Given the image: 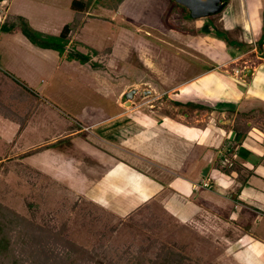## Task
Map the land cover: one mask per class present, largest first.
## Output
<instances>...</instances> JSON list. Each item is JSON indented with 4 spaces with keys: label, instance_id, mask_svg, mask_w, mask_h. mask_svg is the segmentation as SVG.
Wrapping results in <instances>:
<instances>
[{
    "label": "rangeland",
    "instance_id": "rangeland-1",
    "mask_svg": "<svg viewBox=\"0 0 264 264\" xmlns=\"http://www.w3.org/2000/svg\"><path fill=\"white\" fill-rule=\"evenodd\" d=\"M71 1L16 0L18 4L16 8H21L31 17L30 26L34 29V35L25 34L21 25L17 31H13L16 28L12 31L0 30L2 60L0 84L5 83L2 91L4 94L0 95V101L11 102L9 107L3 106L4 103L0 106V134L4 133L6 124L12 122L17 113L22 122H26L28 118H24L26 111L29 112L31 108L32 114L35 109L31 122L19 140H13L18 127L15 123V128H9L7 135L0 138V157L4 156L5 150L13 142H16V146L9 151L14 158H17L15 150L20 148L28 150L34 146H45L21 157L23 166L39 171L40 176H35L33 179L30 175L29 179L26 177L22 180L15 171H12L13 173H9L10 175L0 183V199L46 226V232L42 237L45 240L48 234L58 233L63 227L70 236L81 241L80 243H85L84 246L88 249L77 251L73 253L74 255L68 254L67 249L63 251L66 253L64 254L61 249L68 248L67 242L61 239L51 240V243L47 242L51 252L59 253L62 258L47 259L44 258L43 252L47 249L46 244L45 246L42 244L44 240L41 238L38 242L34 238L37 244L31 241L28 251L24 252L27 264H62L63 260L66 264H102V262L155 264L158 260L155 259L156 253H160V246L166 237L162 236V232L165 231L163 226L168 227L169 232L175 231L176 235L171 239L176 238L182 245L181 257L174 255V259L169 258L167 262L164 260V264H181V260L186 264H206L210 257L214 264H240L235 257H232L231 252L234 249L230 248L231 242L237 235L227 232L223 220L211 221V226L203 221L204 225L208 224L207 227L197 230L198 226L195 224H189V228L181 227L183 224L178 219L180 214L178 210L177 216L176 212H171V216H176V219L164 218L162 227L159 221L161 217L158 215L153 216L147 212L136 213L135 224L118 229L114 238H109L102 235V225L85 224L80 217L77 218L74 211L61 202L66 200V195L77 197L80 194L96 200L92 196H96L99 190L103 192L109 186L112 187L116 182L120 183L119 175L123 177L122 173H126L133 194L129 191L128 197L118 200L117 205L120 206H117L116 202L107 206L117 213L120 212L119 216H124V208L130 206L132 200L137 199L138 192L145 190V187L141 190L139 185L142 181L148 188L146 192L143 191L144 194L151 193L144 196V200H154V190L159 188L155 196L165 202V205L162 203L164 207H172L166 204L168 201L169 204L172 202L178 206L181 211H185V208L193 210L192 204L186 206L187 202L195 200L198 195H204L206 192L201 190L200 194L194 195L195 192L190 189L191 183L187 180H196L200 176L213 179L215 169L225 170L223 163L225 157L228 161L227 165L233 162L242 163L236 156L234 157V153H229L231 140L224 142V153L229 151L224 157V153L215 154V148L207 142L205 145L202 143L194 146L186 140L162 133L159 129H156V133L147 130L135 135V132L125 129L123 124L107 132L108 135L112 133L113 139L117 138L116 144L126 148L130 146L138 157L139 153L143 155L142 159L132 155L129 157L127 153L122 154V152H113L111 155L101 147L98 139L99 136H103L102 128L92 127L94 123L119 110H123V114L129 117L141 113L149 117L152 115L151 109L158 114L166 115L168 119L185 124L188 128L196 127L195 117L199 110L209 109L206 105L191 100H173L170 106L161 103L165 98L161 100L155 98L203 70L227 62L225 55L228 50L223 46L224 38L216 37L217 35L213 33L215 29L219 34L226 35L232 45L238 47L234 52L229 51L231 56L254 47L252 39L244 32L245 13L240 0H226L227 4L220 12L203 19H192L180 8L172 7L173 3L170 0H88L89 8L86 12L89 11L91 14L87 15L85 12L84 17L80 19L67 46L66 53L70 55L58 64L61 54L56 44L58 39L55 37H59L66 23H75L76 11L71 7ZM259 39L255 41L258 46H260ZM252 58V54L249 53L243 59L232 63L228 61L230 64L223 70L233 75L236 69L243 72V67L250 65ZM239 78L237 76L238 83ZM134 88L152 92L148 95L141 94L132 105L126 106L123 95ZM18 96L22 101L18 100ZM119 100H122L121 108H118ZM136 101L139 102V106L135 109L132 107L136 105ZM248 101L249 103L244 102V104L263 105L260 106L263 108H258L260 111L258 109L256 111L264 114L262 98L254 97ZM183 108L188 111H184L181 115ZM221 108L225 109L223 106H217L213 110L220 113ZM220 117L222 114L211 119L212 126L209 130L212 134L219 130L222 135L224 130L221 129H225L221 125L218 126L217 121ZM223 117H226V114ZM202 119H205V116ZM261 122L253 123L264 134V126ZM63 125L71 126L73 129L85 126L89 128L76 135H67L65 139L61 138L63 140L58 138L57 140L60 141H57L55 137L58 136ZM118 130L122 133H117ZM129 134L132 138L127 139L125 135ZM261 141L264 143L262 136ZM237 144L241 145V149L245 148L242 142ZM193 147L194 152H191ZM261 164H264L262 157L253 167H245L243 173L253 172L262 176L260 171H256ZM181 165L183 167L186 165V169L181 170ZM122 166H126L128 171L125 172ZM93 183H95L93 190L88 193ZM64 186L68 188L65 193L61 191L66 189ZM196 186L198 184H195ZM206 187L210 188L211 185L208 184ZM34 188L36 191L40 190L41 197L46 202L49 201L47 204L46 202L43 204L44 200L41 202L39 199L29 208L25 198L33 197L31 194ZM56 192L59 194L57 195ZM158 206L160 205L157 204ZM205 206L207 207L208 204ZM226 207V203L220 204L218 201L213 209L218 213ZM256 218L264 219L259 214H256ZM65 225L70 227L66 230ZM62 236L65 238L67 235L62 233ZM55 238L53 236L52 239ZM206 238L211 239V247L205 243ZM101 241L108 246L107 257H103L97 252L98 250H95ZM151 244H155L156 247ZM132 254L140 255L141 260H134ZM18 264H22V260H19Z\"/></svg>",
    "mask_w": 264,
    "mask_h": 264
},
{
    "label": "crops",
    "instance_id": "crops-1",
    "mask_svg": "<svg viewBox=\"0 0 264 264\" xmlns=\"http://www.w3.org/2000/svg\"><path fill=\"white\" fill-rule=\"evenodd\" d=\"M240 2L245 13L243 18L244 32L248 36H250V39H252L251 42L254 43V47L250 50L239 51L235 56H231L229 51L234 52V49H238V47L232 44H228L224 40L223 46H225L226 50H228L227 54L225 55V57H227V62H225L226 64H218L216 66H213V68L203 70L196 76L182 82L180 85H176L168 90H165L167 91V94H165V91L160 93L159 96L155 98V100H161V98H165V101L161 103H165L166 105L170 106L171 101L173 100H191L194 103L200 102L201 104L206 105L208 108L212 107L215 109L218 105L227 108V106H230L232 104L236 107V110L240 109L242 111L245 110L246 112H249L251 109L263 108L260 107L263 105L249 106L244 104V102L249 103L248 100H251L254 97L262 98L264 101V43L261 46H258V43L255 44V41L257 39H261L263 29L264 0H240ZM17 6L18 4L16 3V0H0V21L2 20L0 22V30L2 29L1 26L5 19H9L8 26H15L16 29H14L13 31H17V29L19 28L20 17L26 18L30 24L31 17L29 16V14L24 12V10H22L21 8H16ZM13 7H15V10H13ZM86 13L87 15L91 14V12L89 11ZM216 37L222 39L221 36ZM238 41L240 40L238 39ZM243 49H245V46ZM249 53L252 54V62L250 65L248 64L243 67V72H241L239 69H236L233 75L230 73L228 74V72L223 70L224 67L228 66L233 61L243 59ZM67 55H69V53L67 54L65 51L61 55L58 64L62 60L67 58ZM0 61L2 63L1 56ZM4 67L6 68L7 65ZM247 68H251L252 73L246 75V77H243V73ZM97 76H99V74ZM237 76H239L240 78L242 77V80H240V78L238 79L240 81L239 83L238 81H236ZM0 85V89L2 88L0 90V95H3L4 92L2 91H4L3 87L5 88V83ZM172 93H174L177 97H174ZM14 97L17 98L15 94ZM1 98H3V96H1ZM18 100L22 101V98L18 96ZM3 103H6L8 107L11 104L10 101ZM138 103L139 102L136 101V105L132 108L136 109V107L139 106ZM121 104L122 100H119L118 108L122 107ZM215 109L212 111L205 108L199 110L201 114H199L198 112L194 120V122L197 123V126L191 128H188L187 126H185V124L179 123L174 119H168L166 115L158 114L152 109L150 110L152 112V115L149 117H147V115H144L143 113H141V115H135V117H129L128 115L123 114V110H119L113 115L104 118L97 123H94L92 127L97 126L99 128H102L101 130L103 131V136H99L98 139L101 142V147H104L106 153L112 155L113 152H122V154L127 153L129 157L130 155H132L135 158L137 157L139 159H142L143 155L139 153L138 157L135 150H132L130 146L126 148L121 147L119 144H116L115 140L117 138L115 137L114 140L112 133L108 135L107 132L114 130L120 124L125 125V129L132 131V133L135 132V135L142 134L147 130H150L152 132L154 131L156 133V131L159 129L162 133L176 136L183 141L186 140L187 143H191L194 146L202 143L203 145H205L207 142V144L209 143L215 148V154L224 153V142L231 140L230 143H232V145L229 151L231 150V152L234 153V157L236 156L239 161H242V163H240L243 167L241 172L232 171L230 174H228L224 169L220 168L219 170L217 168L213 171V179H210L208 176H200L196 180H187L191 183L190 189L195 192L194 195H196V193L200 194L201 190L206 192L204 195H198L195 200H190L189 202H187L186 206L188 204H192L193 210H190V208H185V211H181L178 206H175V204H173L172 202L171 204H169L168 201H166V204L171 205L172 207H164L162 203H164L165 205V202L158 200V198L155 196L159 188H156L154 190V200H144V196L151 195V193L144 194V192H146L148 188L145 186V184L142 183V181L139 185L141 187V190L144 187L145 190L138 192L139 196L137 197V199H135V201L132 200L130 206L124 208L125 212L123 213L125 215L128 212L136 209L138 206H143L147 203H155V205L159 204L164 212L168 213L170 217H174L175 219L178 210L180 213L178 219H180V223H182L183 225L195 224L198 227L206 228L208 224L204 225L203 221H205V223L208 222L211 226V221L215 222L217 219L223 220V222H225V228L227 232L237 235L235 240L231 242L232 246L230 248L234 249L233 252H231L232 257H235L240 264H264V219L259 220L256 218V214L264 217V164H261L259 169L256 170L260 171L262 173V176H259L261 175L259 173V175L253 174V172L243 173L245 167H253L254 165H256V162H260L261 157L264 158V143L263 141H261V136L263 138L264 134L262 133V130L258 129V126L256 125L252 127V130L246 136L236 133L232 127L234 124V116L228 117V114L225 110H222L219 113L215 111ZM186 110V108H183V112H181V115H183L184 111ZM27 111L25 115L26 117H24H28L26 122H22L21 117L17 113L15 119H13L12 122H10L9 124L5 123L6 129L4 133L0 134V138L5 137L9 128H15V124H17L18 127L13 140H19L21 138V135L27 129L28 124L31 122L32 115L35 109L33 110L32 114L31 108L29 109V112ZM208 114L210 115V117H208ZM219 114H222V117H220L218 119L219 121H217L218 126L221 125L223 126V128H225L221 129L224 130L222 132V135L219 130L215 131L217 132L215 134H212L211 130H209L210 126H212V117H216ZM224 114H226V117H223ZM259 114L262 116V118H264V114L258 113V115ZM204 116L205 119L201 120V118ZM140 118L142 119V121H140ZM252 121H256V118H254ZM252 121H248V124L253 125ZM227 125H230L232 128L224 127ZM88 128L89 126L73 129L71 126L66 127L65 125H63L60 128V132L58 136L55 137V139H61L70 134L76 135L83 130H88ZM117 133L121 134L122 132L121 130H118ZM252 134L253 136H251ZM125 136L127 139L132 138L130 134ZM239 142H242L243 145L245 144V148L241 149V145L237 146L236 144ZM15 146L16 142H13L8 146L7 150H5L4 156H2L3 159H1V163H3L6 158L11 157L9 149L13 150ZM36 148L38 147L34 146L28 150H26L27 148H20L18 150H15V156H22ZM233 149H235V152L233 151ZM192 150L191 152H194V147ZM226 154L228 153L225 152L224 155ZM243 164H246L247 166ZM122 168L125 170V172L128 171L126 166H122ZM182 168L186 169V165L185 167L181 165L180 169L182 170ZM122 174L123 177L119 175L120 183L116 182L115 185H113L112 187L109 186V188L103 190V192H100L99 190L97 192V195L92 196V198L96 199V201L101 202L103 205L108 206L113 204V202H116L117 205L118 200L125 199L122 197H128V192L130 191L129 186L131 185L129 184L128 175H126V173ZM99 182L101 184V181ZM206 182L207 184L211 185L210 188L202 185ZM195 184H198V186L195 187ZM93 185H95V183L90 185L91 189L88 193L92 192ZM130 194H133V191H130ZM218 201L220 204L226 203L227 207L226 209H221L218 211V213H216L217 211L213 209V206L217 205ZM159 202H161V204ZM206 204H208L207 207L205 206ZM171 212H176V216H171ZM117 214L121 213L118 212ZM193 214L194 216H192Z\"/></svg>",
    "mask_w": 264,
    "mask_h": 264
},
{
    "label": "trees",
    "instance_id": "trees-1",
    "mask_svg": "<svg viewBox=\"0 0 264 264\" xmlns=\"http://www.w3.org/2000/svg\"><path fill=\"white\" fill-rule=\"evenodd\" d=\"M174 4V2L172 1ZM71 7L76 11L75 13V23H66L62 30L60 31L59 37H55L58 39L56 41V44L58 45V49L60 54L62 55L65 51H67V46L70 42V36L76 30L77 26L80 23V19H82L85 15L86 10L89 8V1L87 0H72L71 1ZM193 19V18H192ZM9 19H5L3 22L1 28L2 29H8L13 30L15 26L9 25L8 26ZM21 22V23H20ZM19 25L23 27V31L25 34L28 36L34 35V29L30 26L28 20L24 17L19 18ZM215 28V27H214ZM37 32V31H36ZM195 32V30H193ZM213 33L217 36H222L224 40L228 43L231 44V42L226 38V35L219 34L218 31L215 29ZM38 34V33H36ZM40 34V33H39ZM41 35V34H40ZM264 43V11H263V29H262V34H261V39H259V45L261 46ZM234 45V44H233ZM51 47L50 45H48ZM261 48V47H260ZM70 55V53H69ZM3 105V102L0 101V106ZM3 106H6V103H4ZM219 106V105H218ZM234 105L227 106V108L222 109L226 110L228 117H233L234 116V124H233V129L236 133L242 134L246 136L251 130L253 125H249L248 121H252L254 118H256L255 124L258 122H261V124L264 126V118L256 111V109H251L249 112H246L245 110L242 111L240 109L236 110V107H232ZM2 108V107H1ZM209 109L212 111L213 108L209 107ZM221 110V111H222ZM250 119V120H249ZM226 128H232L230 125L224 126ZM64 137L63 139H65ZM61 139V140H63ZM60 141V140H57ZM237 146H239L237 144ZM45 146L38 147L34 150H31L29 153H34L38 151L39 149L44 148ZM235 152V149H233ZM229 151H227L228 153ZM231 153V150L230 152ZM25 155V154H24ZM23 155V156H24ZM227 155V154H226ZM224 155V157L226 156ZM17 158L9 157L6 158L3 163L0 162V183L7 177V175H10L13 173L12 171L16 172V175L18 176L19 179L25 178L26 177L29 179V176L31 175V178L34 179V177H39L40 173L39 171H36L35 169H32L30 167H25L24 162L22 161L21 157L22 156H15ZM3 159V157H0V161ZM226 157L224 160V165H225V172L230 174L232 171H238L241 172L242 170V165L240 163H232L231 165H227ZM10 173V174H9ZM23 180V179H22ZM66 189L61 190L63 193L67 192L68 188L64 186ZM57 195L59 192H56ZM55 193V194H56ZM54 194V195H55ZM33 199H28L25 198V203L30 206L35 204V200L41 199V202L44 200L41 196L42 193L40 190L36 191L34 188L33 193L31 194ZM61 195V193H60ZM56 196V195H55ZM66 195V200L61 201L64 206H67L71 209V211H74L76 213L77 218L80 217L81 220L85 224H98L102 225V235L103 236H108L109 238H114L115 233L117 232L118 229L125 228L126 226L135 224L134 221H136V213H143L147 212L150 215L153 216H159L160 225L161 227L164 224V218L167 220L170 215L162 210L160 206L157 207L155 203H147L143 206H138L136 209L132 210L131 212H128L124 216H119L115 211H113L111 208H108L106 205H103L101 202L89 199L85 197L84 195H79L77 197H73V195L69 196ZM46 200H44L43 204H45ZM49 202V201H48ZM46 202V204L48 203ZM165 213V216L163 214ZM79 214L81 216H79ZM34 217V216H33ZM116 219L117 222L115 221ZM49 222V221H48ZM98 222V223H97ZM50 224V223H49ZM101 226V227H102ZM70 227L69 225H65L64 228L66 230ZM181 227L183 228H189L190 225H182ZM46 226L40 223V221H35L34 219H31L28 217V215L24 214L21 211H17L14 207H12L9 203L4 202V200L0 199V264H18L19 260H22V264H27L26 262V256L24 255V252L27 250L28 251V246L31 245V241L33 243H36L34 241V238H36L39 242V240L44 237V232ZM201 227H197V230H199ZM163 229L165 231L162 232V236H166L164 238V242L160 246V253H156L157 257L155 259H158L155 264H164V260H169V258L174 259V255L177 257H181L180 254V249L182 248V245L179 244V242L176 238L171 239V237H174L176 235L175 231L169 232L170 229L168 227H164ZM71 230V229H70ZM64 235H67L65 238L62 236V233ZM169 233H167V232ZM36 235H32L35 234ZM48 233V232H47ZM61 233V234H59ZM66 233V234H65ZM52 234V233H51ZM114 234V235H113ZM170 234V235H169ZM173 235V236H171ZM47 236V235H46ZM53 236H55V239H52ZM123 236V235H121ZM50 237V239H49ZM52 237V238H51ZM43 245L46 244V250H44V258H62V255H58L54 251L51 252V247L49 246V243H51V240L57 241V240H62L67 242L68 248H63L61 249L62 253L63 251L68 249V254H73L75 252L79 251H84L88 250L84 244L85 243H80L81 241L75 239V237L70 236L66 231H64L63 227L62 230L58 231V233H53V235L48 234L47 239L45 240L42 238ZM156 239V238H154ZM205 243L211 247V239H204ZM53 241V243H54ZM49 242V243H47ZM60 242V241H59ZM58 243V242H57ZM55 243V244H57ZM211 243V244H210ZM37 244V243H36ZM113 244V242H111ZM155 245V244H151ZM156 247V245H155ZM176 247V248H175ZM62 248V247H61ZM146 248V247H145ZM55 249V248H54ZM108 246L106 243H101L98 244L95 250H98L103 257L106 256ZM142 249V248H141ZM57 250V249H56ZM177 250V251H176ZM47 251V252H46ZM66 254V253H64ZM74 255V254H73ZM146 255V253H145ZM37 257V256H35ZM34 257V258H35ZM107 257V256H106ZM132 257L135 258L134 260H141L140 255H135L132 254ZM23 258V259H22ZM211 258V257H210ZM209 258V261L206 262V264H214V261ZM200 259V258H199ZM54 260V259H53ZM58 261V259H57ZM181 264H186L184 261L181 260ZM135 262L131 263L129 262L128 264H134ZM62 264H66L64 262ZM104 264V262H102ZM145 264V263H144Z\"/></svg>",
    "mask_w": 264,
    "mask_h": 264
},
{
    "label": "water",
    "instance_id": "water-1",
    "mask_svg": "<svg viewBox=\"0 0 264 264\" xmlns=\"http://www.w3.org/2000/svg\"><path fill=\"white\" fill-rule=\"evenodd\" d=\"M177 4L185 7L190 13L193 19H203L212 14L220 12L225 6L226 1L224 0H174ZM252 69L247 68L243 73V77L251 74ZM139 92V89L134 88L124 93L125 105L129 106L135 101V94ZM152 91H144L143 95H148ZM222 122V121H221Z\"/></svg>",
    "mask_w": 264,
    "mask_h": 264
},
{
    "label": "flooded vegetation",
    "instance_id": "flooded-vegetation-1",
    "mask_svg": "<svg viewBox=\"0 0 264 264\" xmlns=\"http://www.w3.org/2000/svg\"><path fill=\"white\" fill-rule=\"evenodd\" d=\"M172 1L174 2V4H173L172 7H174V8L175 7L180 8L182 12H186L191 17L190 13L187 11V9L185 7L177 4L174 0H170V2H172ZM224 1H226V0H224ZM144 91H145L144 89H141V90L139 89V92L134 95L135 96V99H137L141 94H143Z\"/></svg>",
    "mask_w": 264,
    "mask_h": 264
},
{
    "label": "built area",
    "instance_id": "built-area-1",
    "mask_svg": "<svg viewBox=\"0 0 264 264\" xmlns=\"http://www.w3.org/2000/svg\"><path fill=\"white\" fill-rule=\"evenodd\" d=\"M226 161H227V159H226ZM227 162H228V161H227ZM202 185H203V186H207L208 184H206V183H203Z\"/></svg>",
    "mask_w": 264,
    "mask_h": 264
}]
</instances>
